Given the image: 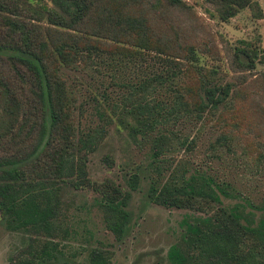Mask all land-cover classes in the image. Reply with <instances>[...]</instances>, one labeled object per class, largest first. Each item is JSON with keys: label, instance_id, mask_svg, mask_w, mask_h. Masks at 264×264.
I'll use <instances>...</instances> for the list:
<instances>
[{"label": "trees", "instance_id": "1", "mask_svg": "<svg viewBox=\"0 0 264 264\" xmlns=\"http://www.w3.org/2000/svg\"><path fill=\"white\" fill-rule=\"evenodd\" d=\"M164 1L165 6L151 8L157 17L181 3ZM206 1L220 19L254 3ZM43 8L44 22L39 24L38 12H32L36 20L25 21L20 18L24 8L16 0H0V221L20 237L7 264H70L61 248L69 232L61 201L65 185H90L97 191L101 219L115 238L129 226V190L108 178H86V154L96 148L104 127L99 123L79 128L78 103L59 71L61 65H95L102 53L141 61L152 51L148 59L156 58L159 66L132 84L118 121L127 134L150 138L154 159L174 149L175 140L183 143L185 136L171 127L174 122L182 117L201 120L205 112L225 104L229 94L228 82H215L201 71L192 86L184 83L183 62L196 60L195 48L167 33L165 24L163 28L150 21L145 15L148 0H50ZM235 49L239 61L251 66L253 48L242 44ZM225 137L222 132L216 136L221 141ZM103 159L108 162V155ZM153 170L147 200L187 209L164 264H264V203L238 194L228 180L204 168L179 162L164 178L159 163ZM137 180L138 172H129V189ZM237 195L242 202H223ZM106 251L99 245L89 247L84 264H119Z\"/></svg>", "mask_w": 264, "mask_h": 264}, {"label": "rangeland", "instance_id": "2", "mask_svg": "<svg viewBox=\"0 0 264 264\" xmlns=\"http://www.w3.org/2000/svg\"><path fill=\"white\" fill-rule=\"evenodd\" d=\"M16 1L24 8L20 18L34 21L32 12H38L42 17L37 22H44L43 7L49 6L50 0ZM180 2L169 7L163 18L151 8L165 6V1L153 0L150 5L148 0L145 15L163 28L165 24L167 33L191 42L195 48L196 60L187 58L183 62L184 83L192 86L201 71L215 82H228L229 94L225 104L205 112L201 120L182 117L174 122L171 127L185 139L182 144L175 140L176 147L158 154L160 159L153 158L149 137L139 132L127 134L118 121V115L128 106L132 84L159 66L156 58L148 59L152 51L141 61L102 53L95 65L59 67L76 96L79 128L92 129L99 123L104 127L100 142L86 154V178L96 182L108 178L129 190V226L117 239L103 224L97 191L90 185L64 186L61 201L69 232L61 239V248L70 264H84L86 251L93 245L103 246L109 259L119 264H164L166 249L177 239L178 222L187 209L147 200L145 189L149 174L155 173V163L162 168V178L179 162L185 167L204 168L216 178L228 180L238 194L264 203V1L254 0L226 19L216 16L206 0ZM242 44L253 48L250 53L255 52L251 66L243 65L238 59L241 55L235 54V46ZM167 96L171 100L172 91ZM220 132L226 136L224 141L216 138ZM189 139L192 145H188ZM132 171L138 172V180L136 187L129 189L126 178ZM238 201L242 202L239 195L223 199ZM254 212L258 214L259 210ZM19 238L17 231L6 229L0 221V264H7Z\"/></svg>", "mask_w": 264, "mask_h": 264}]
</instances>
